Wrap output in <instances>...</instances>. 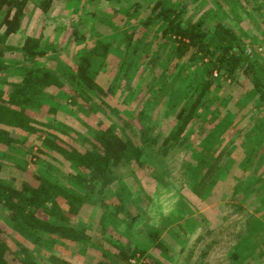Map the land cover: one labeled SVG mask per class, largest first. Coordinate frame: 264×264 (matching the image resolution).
Instances as JSON below:
<instances>
[{"label": "trees", "instance_id": "1", "mask_svg": "<svg viewBox=\"0 0 264 264\" xmlns=\"http://www.w3.org/2000/svg\"><path fill=\"white\" fill-rule=\"evenodd\" d=\"M56 1L0 0V73L3 74L0 77V207L7 213L11 227L34 245L30 249L17 244V249L12 250L0 225V264H76L52 253L55 246L65 245L71 246L74 256L81 258L79 264H180L161 234L166 226L174 223L170 229L181 245L178 250L181 254L186 237L199 220L194 216L198 209L191 201L181 200L184 211L172 215L170 222L162 221L157 227L147 228L152 250L146 252L140 247L126 246L112 229L124 210V191L115 190L113 195L119 203L110 205L104 203L103 192L114 180L117 165L141 164L145 157H163L171 148L183 144L191 147L192 159L186 167L191 178L189 190L198 201L211 199L215 187L226 180L235 163L241 170L239 176H231L235 193L243 192L247 196L249 192L264 190V182L254 185L258 176L250 179L254 164L264 161V51L256 49L263 46L264 40V0L256 4L255 0H189L190 4L181 0L146 3L87 0L100 4L103 9L108 6L111 11L86 12L85 17L73 23L70 38L76 45L86 43L90 37L87 31L94 21L114 29L122 28L115 64L117 76L107 90L95 81L98 69L105 68L111 52L112 43L106 35L96 37L91 47L83 46L79 50L73 71L60 64L56 65V71L47 66L54 58L55 37L28 35L18 44L8 42L22 28L27 2L46 14ZM210 2L215 5L206 7ZM190 5L197 13L186 18ZM119 10L122 15H116ZM137 12H140L138 22L126 26ZM256 13L261 14L260 21ZM229 14L236 21L233 25L227 19ZM87 21L91 24L88 29H79ZM249 25L263 36L252 33ZM152 38L156 41L154 48H146ZM142 56L146 59L144 74H150L152 80L146 85L148 96L144 100L148 102L151 95L156 101L158 95L164 94L167 113L173 115V125L166 133L154 132L152 115L144 113L143 107L137 106L134 115L126 111L130 118L136 119L133 122L120 118V110L106 100L107 93L114 94L116 87L130 88L131 77ZM57 71L80 97L91 102L90 111L102 109L107 114L110 119L107 126L101 128V121L97 126L86 124L84 134L78 132L77 136L67 139L66 135L71 132L64 123L49 121L48 129L35 124L26 109L39 104L34 98L37 90L50 84L55 74L58 78ZM227 84L242 88L235 103L257 116L252 131H244L242 137L238 128L227 137L238 126L232 112L221 110L232 98L230 93L220 96ZM4 85L9 86L5 96ZM59 95L76 102L65 91L61 90ZM206 122L212 125L207 134L203 126ZM16 129L24 131L26 136L34 135L37 144L28 143L25 135H15ZM192 136L200 138L190 141ZM238 146L243 148L241 157L237 151L233 154ZM13 151L21 154L17 164L23 168L36 157L40 161L32 183H16L8 175V167L1 159ZM95 206L101 211L97 223L102 230L90 234L88 225L78 220V216L86 207ZM258 206L257 212L262 217L252 225L248 222L237 249L228 254L229 264H241L240 253L246 248L253 249L256 244L252 236L264 235V192ZM261 245L264 246V240ZM36 248L44 253L40 255ZM131 257L134 261H130Z\"/></svg>", "mask_w": 264, "mask_h": 264}, {"label": "rangeland", "instance_id": "2", "mask_svg": "<svg viewBox=\"0 0 264 264\" xmlns=\"http://www.w3.org/2000/svg\"><path fill=\"white\" fill-rule=\"evenodd\" d=\"M57 0L54 7L46 14L42 13L32 2H27L25 6V16L21 30L11 35L8 38V42L19 43L22 39L28 35L35 36L41 34L43 38L55 37L56 50L52 54L53 59L47 64L51 70H55L56 65H61L67 70H74L77 65L79 50L85 46L91 47L93 41L98 36H104L111 41V52L108 55L105 68H99L95 81L104 89L107 90L108 85L117 76L116 60L119 55V33L122 28H112L105 23L94 21L92 27L90 21H87L84 26H79V29L86 27L88 29V39L86 43L78 46L70 38V31L73 23H76L80 17H85L86 12L90 11H111L108 6L101 8L102 6L95 5L94 2L87 0ZM149 2L150 0H136ZM184 3H189V0H181ZM260 2L255 0L254 4ZM214 2H210L206 7L214 6ZM75 7V8H73ZM191 5L185 12L186 18L195 16L197 11L195 8L191 9ZM250 8V7H249ZM123 13L119 10V15ZM243 14V13H242ZM255 14V13H254ZM122 15V14H121ZM244 16V15H243ZM140 18V12L134 14L127 22L126 26L134 25ZM228 21L233 25L236 23L234 16L229 14L227 16ZM256 19L260 21L261 14L256 13ZM249 30L256 34L258 37L263 35L253 25H249ZM264 39V36H263ZM156 41L152 38L149 44H146V48L155 46ZM262 47L264 48V40ZM257 51L258 46H256ZM260 47V46H259ZM145 48V49H146ZM150 49V48H149ZM152 49L149 50V52ZM164 47L163 52H165ZM146 52H144L145 56ZM146 61L142 56L136 70L131 77L130 88L116 87L114 94L107 93L106 100L113 106H116L120 112L118 116L126 117L129 121L134 122L135 118H130L126 114L134 115L137 106H141L145 109L144 113L152 115L155 125L154 132L161 130L166 133L173 125V115H168L167 105L164 102L165 95L160 94L156 101L150 95L149 101H145L144 97L147 95V84L152 83L150 74L146 73L143 69V62ZM143 69V70H142ZM56 71V70H55ZM52 76V82L46 86H42L36 92L35 100L39 104H33L27 107V113L35 120V124L38 126L46 127L49 121H57L69 126L71 134H67L66 137L71 138L77 136L78 132L85 133L86 124L90 126H97L98 121H101V128L107 126L110 119L102 109L96 112L89 110L91 102L83 99L79 96L77 90L71 88L69 82L62 75L60 71ZM3 74L0 73V77ZM12 78V76H8ZM142 79V80H141ZM222 81V80H221ZM246 81V80H244ZM221 83V82H220ZM223 83V82H222ZM247 84H249L247 82ZM240 87L232 86L231 84L225 85L220 93L224 95L226 93L232 94L230 101L225 103L221 108L222 112L230 111L234 117V123H238L235 129L228 132L227 137L232 136L235 130L238 128L240 135L244 134V131H252V127L255 124L256 114L252 110H243L237 106L234 99L241 93ZM9 90V86H3V94L6 95ZM65 91L69 93L71 97H75L76 102H72L71 98L67 97L63 99L59 94ZM148 96V95H147ZM56 106V108H55ZM55 108V110H51ZM120 122V119L117 121ZM45 123V124H44ZM120 124V123H119ZM205 133L211 128V124L204 123ZM207 127V128H206ZM48 129V128H47ZM25 135L28 143L37 144V140L34 135L26 136L24 131L16 129L15 135ZM197 132L195 133V135ZM213 136L212 133H209ZM190 141H196L197 136H192ZM240 141V139H238ZM238 146L233 152L241 155L243 148ZM191 147L190 145L183 144L171 148L163 157L149 156L143 159V163L131 162L129 164H120L114 168L115 178L108 186L109 189L103 192V201L105 204H117L113 192L117 189H122L125 193V206L124 210L120 213V218L115 220L114 228L115 236H118L122 242L131 248L140 247L146 252L152 250L147 240L146 230L148 227H157L162 221L170 222L171 216L176 215L178 211L183 209L180 207V201H191L198 209L194 216H198L199 220L194 227V231L189 234L184 241V248L181 254L178 253L181 245L178 244L174 238L175 232L171 231L170 226H166L161 236L167 245V248L172 254L177 256V260L180 264H229V257L233 250L237 249L240 235H243L246 231L248 222L254 224L256 220L260 219L257 212L259 199L263 194L261 192H249L248 195H244L243 192H234L235 181L231 179L232 175H240V167L235 163L231 167V171L226 180L217 185L214 189V194L211 199L207 201H198L191 194L189 187L191 178L187 171L186 164L191 160ZM242 156V155H241ZM240 156V157H241ZM21 154L17 151L7 153L1 159L4 166L8 168V175L15 178L16 183L22 181H28L32 183L36 174L37 166L40 163L38 158H34L29 161L27 167L23 168L17 164ZM32 159V157H30ZM259 166V167H258ZM2 176L4 174L2 173ZM256 179L254 185L264 182V161L259 165V162L254 164V173L250 179ZM167 198L172 202V211L168 214L161 212V200ZM99 206L86 207L80 212L78 220L82 221L87 227V232L92 234H98L102 229L98 225V216L101 213ZM255 217V218H254ZM254 218V219H252ZM250 219V220H249ZM263 219V218H262ZM264 220V219H263ZM0 225L4 231L6 241L10 245L12 250L17 249V244H22L30 249L34 248V245L19 235L9 224L7 213L0 207ZM175 227V225H174ZM104 230V229H103ZM264 234V232H263ZM251 237V236H250ZM254 242H256L253 249L246 248L240 254L241 264H264V246L261 245V241L264 240V235L252 236ZM41 255L44 251L40 248H36ZM53 254H58L66 259L74 261L79 264L81 258L74 256V250L71 246H58L54 247ZM261 256L257 257V254ZM11 256V254H10ZM188 257V258H187ZM163 260H165L162 257ZM246 259H249L247 261ZM130 261H134L131 257ZM12 263V261H11Z\"/></svg>", "mask_w": 264, "mask_h": 264}, {"label": "clouds", "instance_id": "3", "mask_svg": "<svg viewBox=\"0 0 264 264\" xmlns=\"http://www.w3.org/2000/svg\"><path fill=\"white\" fill-rule=\"evenodd\" d=\"M161 202V212L163 214H168L170 213L173 209H172V202L168 201L166 196L163 200L160 201Z\"/></svg>", "mask_w": 264, "mask_h": 264}, {"label": "built area", "instance_id": "4", "mask_svg": "<svg viewBox=\"0 0 264 264\" xmlns=\"http://www.w3.org/2000/svg\"><path fill=\"white\" fill-rule=\"evenodd\" d=\"M261 49H262V47H259V46H258V50H261ZM248 51H249V50H248Z\"/></svg>", "mask_w": 264, "mask_h": 264}]
</instances>
